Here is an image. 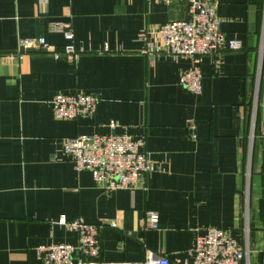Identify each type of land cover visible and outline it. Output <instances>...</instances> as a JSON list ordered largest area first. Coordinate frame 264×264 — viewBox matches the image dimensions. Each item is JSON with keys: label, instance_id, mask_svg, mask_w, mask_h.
Masks as SVG:
<instances>
[{"label": "crops", "instance_id": "crops-1", "mask_svg": "<svg viewBox=\"0 0 264 264\" xmlns=\"http://www.w3.org/2000/svg\"><path fill=\"white\" fill-rule=\"evenodd\" d=\"M214 11L225 41L242 48L203 56L195 95L178 84L192 59L141 53V35L158 44V25L186 18L182 2L0 0V264H38L37 247L75 245L76 233L54 223L59 217L102 225L94 262L140 263L152 250L169 264H191L196 238L213 228L242 246L247 231L243 264H264V0H215ZM53 22L70 24L77 59L11 56L21 53L20 39L62 49ZM255 92L246 179L244 107ZM73 93L95 96L94 114L56 119L53 97ZM109 134L144 141L157 167L144 187L106 190L60 152L61 139ZM147 211L158 214L155 231L143 226Z\"/></svg>", "mask_w": 264, "mask_h": 264}, {"label": "built area", "instance_id": "built-area-1", "mask_svg": "<svg viewBox=\"0 0 264 264\" xmlns=\"http://www.w3.org/2000/svg\"><path fill=\"white\" fill-rule=\"evenodd\" d=\"M161 4L170 6L184 3L186 18L169 20L157 26L159 42L154 44L145 40L142 54L146 57L165 55L173 60L188 57L195 65L182 70L179 74L178 84L186 91L198 95L201 92L200 63L203 56L212 55L221 51H239L242 44L237 39L225 41L224 35L219 31V20L214 11L215 0H156ZM50 31L60 33L65 41L62 49L57 50L48 45L44 39H20L18 48L21 53L11 55L18 60L22 59L24 52H45L55 59L66 57L70 60L78 58L79 53L73 46V34L67 22H53ZM252 103L250 125L254 121L255 99ZM98 100L95 96L85 93L58 94L51 101L56 119L74 120L80 116L94 114ZM115 126V122L109 124ZM253 133L248 135V155ZM60 152L71 157L73 169L76 172L86 171L95 183L106 190L144 187L145 177L157 171L148 154L142 150L144 141H132L122 134L109 135H75L59 141ZM248 179V165L246 168ZM247 184L245 196L247 197ZM158 214L147 211L144 215L143 226L147 230L158 229ZM56 225L76 233L75 245L49 244L37 247L35 251L38 264H131L126 262L109 263L94 262L101 250L100 229L102 225L85 223L80 217L66 219L59 217ZM109 227L115 228L113 221ZM245 244L242 246L230 239L221 229L207 228L195 240L191 251V264H243L248 255L247 231L244 234ZM74 258L76 261H74ZM134 264H169L165 255L160 252L147 250L144 259Z\"/></svg>", "mask_w": 264, "mask_h": 264}, {"label": "trees", "instance_id": "trees-1", "mask_svg": "<svg viewBox=\"0 0 264 264\" xmlns=\"http://www.w3.org/2000/svg\"><path fill=\"white\" fill-rule=\"evenodd\" d=\"M252 97L246 101L245 107H244V128L243 132L246 136L245 141L242 143L243 149H244V162H245V157L247 154V148H248V135L250 132V117H251V110H252ZM256 131V119H255V124H254V135ZM253 140L255 143V137L253 136ZM243 170H244V164H243Z\"/></svg>", "mask_w": 264, "mask_h": 264}, {"label": "rangeland", "instance_id": "rangeland-1", "mask_svg": "<svg viewBox=\"0 0 264 264\" xmlns=\"http://www.w3.org/2000/svg\"><path fill=\"white\" fill-rule=\"evenodd\" d=\"M259 47L260 48H259V51H258V58H259V61H260L261 53H262V51H264V30H262ZM252 102L254 104V97H253V101ZM255 109H256V100H255ZM254 124H255V112H254V121L250 125V130H252V133L254 131ZM254 149H255V143H254V140H251L250 146H249V161H248V174H249V176L251 175L252 167H253V163H254Z\"/></svg>", "mask_w": 264, "mask_h": 264}, {"label": "water", "instance_id": "water-1", "mask_svg": "<svg viewBox=\"0 0 264 264\" xmlns=\"http://www.w3.org/2000/svg\"><path fill=\"white\" fill-rule=\"evenodd\" d=\"M27 52H32V51H27Z\"/></svg>", "mask_w": 264, "mask_h": 264}]
</instances>
